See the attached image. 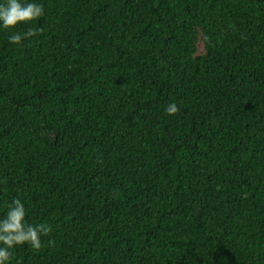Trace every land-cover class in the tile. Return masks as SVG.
<instances>
[{"label": "trees", "instance_id": "16d2710c", "mask_svg": "<svg viewBox=\"0 0 264 264\" xmlns=\"http://www.w3.org/2000/svg\"><path fill=\"white\" fill-rule=\"evenodd\" d=\"M40 3L0 30V215L51 227L11 264H264V0Z\"/></svg>", "mask_w": 264, "mask_h": 264}, {"label": "clouds", "instance_id": "9594fccd", "mask_svg": "<svg viewBox=\"0 0 264 264\" xmlns=\"http://www.w3.org/2000/svg\"><path fill=\"white\" fill-rule=\"evenodd\" d=\"M44 9L40 0H0V30L9 31L10 44H19L24 39L36 35L40 29L27 27L42 17ZM18 25L26 26L25 31H12ZM172 115L178 111L175 102L164 109ZM0 215V264H11V252L15 247L28 245L39 249L42 238L51 232L47 222L30 223L27 207L19 197H12ZM49 243L52 241L49 239Z\"/></svg>", "mask_w": 264, "mask_h": 264}]
</instances>
